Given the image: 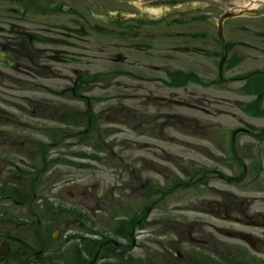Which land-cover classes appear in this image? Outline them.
Instances as JSON below:
<instances>
[{
	"label": "flooded vegetation",
	"instance_id": "obj_1",
	"mask_svg": "<svg viewBox=\"0 0 264 264\" xmlns=\"http://www.w3.org/2000/svg\"><path fill=\"white\" fill-rule=\"evenodd\" d=\"M130 1L0 0V264H151L145 254L147 241L135 235H139L136 227H143L151 212L150 206L147 213L141 206L153 193L158 195L160 228L168 225L178 232L176 238L163 242L162 264H264V222L255 221L253 214L247 213L256 200L264 199L256 194L241 198L203 188L219 177L241 183L245 190L264 192V19L252 24L233 23L229 19L246 14L225 18L229 10L224 9L217 16L197 13L185 20L170 21L169 25L182 26L207 21L205 27L176 30L175 34L193 41L191 52H202L212 59L210 83L244 81L241 91L253 98L244 101L239 111L208 106L200 110L207 117L193 116L181 122L191 125L192 138L199 135L214 148L204 157L210 164L203 166L199 158L191 159V168L183 170L188 174L172 177L162 168V182L157 188L138 181L139 191L129 187L130 196L123 193L119 197L127 202V210L121 209L120 215L113 204L108 210L102 206V199L108 198L103 190L99 196L89 194L86 163L75 159L103 160L105 146L101 140L93 143V153L87 156L81 147L87 146L95 132L96 119L102 116L98 111L106 101L101 95H88V88L99 85L103 75L110 73L102 74L100 67L95 74L88 73L101 60L97 53L92 56L88 40H93L95 52L101 53L104 37L127 39L133 52L149 58L151 40L172 34L162 30V9L157 18H144L127 7ZM176 1L173 8L183 3ZM208 6L217 8L220 3L210 1ZM125 11L129 18L122 15ZM249 15L263 16L264 11ZM99 27L116 32L102 33ZM248 49L257 55L249 56ZM117 54L113 61L125 59ZM245 63L248 73L231 74ZM46 76L63 80L62 85L49 88L50 99L40 101L36 95L22 94L23 89L35 91L41 84L39 79ZM43 111L50 114L47 127L37 122V114ZM68 119L73 125H66ZM177 139L200 150L202 156L206 146L201 149L195 141ZM112 161L106 159V163ZM232 169L235 174L229 173ZM95 171L100 175V168ZM95 184L97 193L99 180ZM188 186L225 199L192 209L197 214L169 213L172 209L166 198L174 192L173 199L183 198L178 190ZM92 197L99 199L98 206L92 207ZM208 215L228 223L219 226L208 222ZM187 219H191L188 228ZM210 230L229 239L216 244ZM137 246L143 253L135 254Z\"/></svg>",
	"mask_w": 264,
	"mask_h": 264
},
{
	"label": "rangeland",
	"instance_id": "obj_2",
	"mask_svg": "<svg viewBox=\"0 0 264 264\" xmlns=\"http://www.w3.org/2000/svg\"><path fill=\"white\" fill-rule=\"evenodd\" d=\"M180 1H183V3L174 6L175 8L172 5L177 2L176 0H162V2L160 0L143 1L146 6L158 8L162 5V30L166 29L172 33L169 36L151 40L149 58L136 51L133 52L128 46L129 41L127 39L113 36L104 37L102 39L101 53L95 52L94 41L88 40L92 46V56L97 53L101 59L100 65L93 67L88 73L95 74L100 67L102 74H110L103 75L99 85L93 84L88 88V95L101 94L106 101H103L102 111H98L99 114L102 113V116L100 115L101 117L96 119L94 124L95 132L87 140V146L81 147V150L87 151L86 156L93 153L90 148H93V143L99 140L102 141L105 148L102 151L103 160L96 159L99 162L95 158L90 157L84 160L80 158L81 156L76 158L75 162L86 163L85 185L87 190L92 196H99L100 191L103 190L108 198L102 199V206L106 207L107 210L108 206L112 204L115 210L119 209L118 213L121 209L127 210L125 207L127 204L125 202L126 198L119 197L123 193L129 197V187L139 191L138 181H146L147 184L157 188L158 184L162 182V168H164L165 174L172 177L173 175L188 174L183 170L191 168V159L199 158L203 166L210 164L206 158L213 153L214 148L207 146L208 142L203 141L199 135L196 138L195 136L192 138L194 134L190 129L191 125L189 123L184 125L181 122L183 120L186 121L185 118H189L188 121H190L193 116L207 117L206 114L200 112V107L208 108L209 106L213 110L239 111L244 101L249 102L253 98L247 91H241L244 81L232 82L226 85L210 83L212 78L210 71L213 68L210 65L212 59L201 54L202 52L197 54L191 51H180V45H191L193 41L191 43V39L176 35L175 31L187 30L192 27H205L208 23L207 21L198 26H192V23L184 24V26L178 24L169 25L170 21L176 19L185 20L187 16L192 17L197 13L217 16L223 11V8L221 6L217 8L209 7L208 2L205 0ZM199 4L201 6L197 8ZM127 7L134 9L137 15L141 16L138 13V9L129 2ZM158 9L160 11V8ZM127 11H125L126 13L122 12V15L124 14L126 18H129ZM260 19H264V15L256 17L244 15L229 20L233 23L242 21V23L252 24ZM238 30H242V28ZM248 52L249 56L257 55L256 51L248 49ZM117 53L122 54L125 59L119 62L113 61L112 58L118 55ZM250 59L247 60V63ZM98 61L99 59L97 58V64ZM93 62L95 63L94 58ZM197 65L198 68L196 67ZM153 66H158L159 69H154ZM245 66L246 63L241 66V69L233 70L231 74L248 73L249 70ZM197 71L200 75L198 81L190 75V72ZM39 80L41 84L35 91L23 89L22 94L36 95L40 101H45L52 97V92L49 88H56V86L63 83L60 78L50 79L48 76ZM155 95L168 96L172 100L183 101V104H177L174 101L159 103L153 99ZM231 101L235 102L232 103ZM189 104H194L195 107H191ZM246 110L250 109L246 108ZM37 115L39 126H44L49 122L50 114L47 111L40 112ZM167 116L176 117L165 119ZM181 117L183 118L180 119ZM84 121L87 123L86 119ZM261 122L264 123V118L261 119ZM177 138L195 141L201 149L202 146H206L201 151L202 156L200 155V150L183 145ZM147 143H153V145ZM111 147H113V150H111ZM107 155L109 156L107 157ZM106 159L109 161L113 159V161L106 163ZM96 168L101 169L100 175H96ZM238 171L242 172L241 168ZM235 172V169L229 171L230 174H235ZM97 180H99V188H97L96 193L95 182ZM203 188L208 190L215 188V190L220 191V194L222 192L225 194L230 192L232 194L230 196L236 195L241 198L242 196L253 197L256 194L260 196L259 199H264L263 191L258 193L251 192L243 187L241 188V183L234 184L219 177L211 180ZM178 191H180L179 194H182L183 198L173 199L172 196L177 192L166 198L167 205L172 209L169 213L197 214L192 209L195 210L196 207H202L205 202H218V200L225 199L219 196L215 198L216 195L210 193L211 190L200 192L194 190L191 186L180 188ZM91 200L92 207L94 205L98 206L99 199L92 197ZM157 201L158 195L156 193H153L150 199L144 200L145 203L141 208L144 206L145 210L143 211L147 213V208L150 206L151 212L146 216L148 218H145L146 224L143 227H136V234L139 233V235H135L137 239L147 241L145 243L147 244L145 254L149 255L151 264H162L163 242L176 238L178 234L176 230L168 225H164L162 229L160 228V209ZM249 212L253 214L255 221L264 222V200H256L253 208L247 210V213ZM139 216L142 217L143 213ZM187 220L185 227L188 228L191 224V219ZM96 221L99 222L97 219ZM206 221L214 222L219 226L228 223L224 219H217L212 215H208ZM201 226L204 227L205 225ZM236 228L239 229L242 226H236ZM209 232L216 238V244L228 238L221 234L219 235L214 230ZM183 235L186 236L185 232H183ZM137 248L136 255L143 253L140 247L137 246Z\"/></svg>",
	"mask_w": 264,
	"mask_h": 264
},
{
	"label": "water",
	"instance_id": "obj_3",
	"mask_svg": "<svg viewBox=\"0 0 264 264\" xmlns=\"http://www.w3.org/2000/svg\"><path fill=\"white\" fill-rule=\"evenodd\" d=\"M144 0H131L129 3L138 9L139 15L142 17H155L159 14V9L153 6H146L143 3ZM206 2L215 1L219 2L220 6L224 9H231V10H239L241 8L250 6V9H261L264 8V0H205ZM156 8L154 11H158L157 13H153L151 10ZM238 13H242L244 11H236ZM248 12V11H245ZM100 31L103 32H113V30L108 28H99ZM65 58L73 59L72 57L65 56ZM154 99L160 103H166L170 100L167 96H155ZM180 103V101H176Z\"/></svg>",
	"mask_w": 264,
	"mask_h": 264
}]
</instances>
